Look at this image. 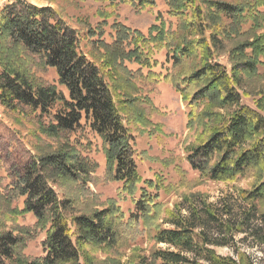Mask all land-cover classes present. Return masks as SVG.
Returning a JSON list of instances; mask_svg holds the SVG:
<instances>
[{
	"label": "trees",
	"instance_id": "obj_1",
	"mask_svg": "<svg viewBox=\"0 0 264 264\" xmlns=\"http://www.w3.org/2000/svg\"><path fill=\"white\" fill-rule=\"evenodd\" d=\"M196 1L167 0L170 15L181 17L190 9L200 17L202 10ZM202 3L215 14L238 16L243 12L230 3ZM194 25L191 20L187 28ZM206 26L199 21L196 39L177 40L163 27H152L156 33L144 37L116 23L111 43L92 42L91 59L79 50L76 31L53 8L28 0H6L0 5V105L37 112L48 120L44 127L48 136L72 133L82 123L89 127L104 144L110 178L120 182L125 193L138 191L131 217L145 222L161 210L159 184L143 180L138 173L133 136L119 110V104L131 100L117 102L112 89L121 92L130 85L134 73L124 62L137 63L141 76L142 67L154 65L153 50L166 48L178 63L201 50L199 67L174 82L190 107L189 128L201 120L195 144L186 150V162L212 182H236L250 175L253 183L248 188L232 187L213 201L199 195L183 198L163 220L164 227L152 235L155 248L138 255L134 264H264V208L260 209L264 206V115L259 110L264 92L257 108H252L241 102L237 89L241 74H252L264 63L253 53L264 44L246 43L252 47L250 55L241 47L243 59L228 73L213 59L212 47L203 37ZM37 62L55 70L57 84L43 83L34 74L32 66ZM189 87L194 89L186 93ZM139 117L145 125L143 113ZM56 148L13 169L9 184L11 196L23 198L20 213L32 214L34 227L45 231L43 256L26 257L22 249L30 232L17 235L0 223V264H92L84 247L106 250L118 241L123 213L115 205L70 215L72 200L57 196L53 184L77 182L95 166L76 148ZM217 248L229 249L231 254L221 255ZM253 251L262 257H255Z\"/></svg>",
	"mask_w": 264,
	"mask_h": 264
},
{
	"label": "rangeland",
	"instance_id": "obj_2",
	"mask_svg": "<svg viewBox=\"0 0 264 264\" xmlns=\"http://www.w3.org/2000/svg\"><path fill=\"white\" fill-rule=\"evenodd\" d=\"M5 1L0 0V5ZM28 1L53 8L76 31L79 50L91 59L92 42L102 40L111 43L116 23L144 37L156 33L152 27L156 30L163 27L177 36V40H190L199 36L195 29L198 22H204L207 26L203 37L212 47L213 59L222 64L228 73H231L238 60L243 59L241 47H244V53L250 55L252 47H247L246 43L259 41V44H264V0H212L240 7L243 12L238 16L215 14L213 9H208L202 3L206 0H197L195 5L202 10L200 17L190 9L181 17L170 15L167 0ZM191 20L195 25L187 28ZM253 53L259 62L264 61V48H256ZM201 54L199 49L178 63L167 53L166 48L153 50L151 60L154 65L151 68L142 67L140 76L136 71L139 67L137 63L124 62L134 76L129 77L130 85L124 86L121 92L112 89L117 102L120 98L131 100L127 104H119V110L124 125L133 136L138 173L143 180L152 179L159 184L157 200L161 210L149 222L131 217L134 200L139 197V193L137 191L130 195L123 192L120 190L121 183L110 178L104 144L84 123L72 133L48 136L44 132L48 120L38 116L37 112L28 107L8 110L0 105V223L5 224L4 230H15L17 235L30 232L22 249L26 257L32 259L43 256L41 242L45 231L34 227L35 218L32 214L20 213L23 198L12 197L9 191L12 170L56 147L76 148L95 166L89 175L77 182L62 186L53 184L60 199L72 200L70 215L91 214L114 205L123 213L118 228L120 236L114 247L106 250L88 246L83 248L82 251L89 255L92 264H134L138 255H147L155 248L151 240L155 230L164 227L163 220L185 197L199 195L213 201L221 192L232 187L248 188L252 185L253 177L250 175L230 183L209 181L193 171L186 162V150L195 144L201 120L192 129L189 128L190 107L187 99L175 88L174 82L199 67ZM32 71L43 83L57 84L54 69L42 67L37 62L32 66ZM240 81L237 89L241 102L257 108L256 104L264 92V63L257 66L252 74H241ZM59 89L65 92L62 87ZM193 89L189 87L186 93H191ZM260 104L259 110L264 115V102ZM200 109L196 112L200 113ZM140 113H143L145 125L140 122ZM216 252L231 254L226 248H217ZM252 253L257 258L262 257L257 251Z\"/></svg>",
	"mask_w": 264,
	"mask_h": 264
}]
</instances>
